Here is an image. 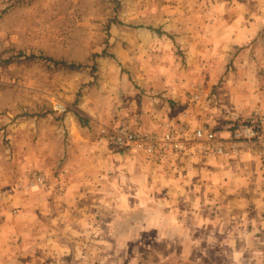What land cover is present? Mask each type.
<instances>
[{"label": "rangeland", "instance_id": "rangeland-1", "mask_svg": "<svg viewBox=\"0 0 264 264\" xmlns=\"http://www.w3.org/2000/svg\"><path fill=\"white\" fill-rule=\"evenodd\" d=\"M240 1L0 0V264H264V185L222 209V175H208L252 156L264 179L251 149H192L191 166L109 142L120 124L228 136L234 88L264 96V48L232 52L213 34Z\"/></svg>", "mask_w": 264, "mask_h": 264}, {"label": "built area", "instance_id": "built-area-1", "mask_svg": "<svg viewBox=\"0 0 264 264\" xmlns=\"http://www.w3.org/2000/svg\"><path fill=\"white\" fill-rule=\"evenodd\" d=\"M198 97L196 95L194 100ZM226 116L223 127L227 137L220 136L208 124L191 129L182 123L169 127L162 134H141L120 124L111 130L109 142L120 153L141 151L155 159H161L167 150H173L177 155H189L192 149H198L205 157H230L251 149L264 165V113L254 111L248 119H242L241 115L228 111ZM37 181L42 183L43 179L38 177Z\"/></svg>", "mask_w": 264, "mask_h": 264}, {"label": "crops", "instance_id": "crops-1", "mask_svg": "<svg viewBox=\"0 0 264 264\" xmlns=\"http://www.w3.org/2000/svg\"><path fill=\"white\" fill-rule=\"evenodd\" d=\"M240 3H242L243 5V7L239 5V9L242 10V13L236 15L233 20H231L226 29H220L219 31L214 32L213 34L214 36H216L217 33H220V38L217 39V42H220L221 47H223L224 49L233 52L235 49H237L238 51L244 48L243 52H241L243 54L247 52L246 50L256 52V50L264 48V42H262L260 39L257 40L259 35H261V30H264L263 16L260 14L261 3L259 2V0H244L240 1ZM258 9L260 11H258ZM215 30L216 29H214V31ZM207 31L209 32L210 29H207ZM207 41L209 42V38ZM237 51L233 53V56L238 53ZM237 87L240 88L239 85ZM237 87L234 88L236 94L234 95L233 93L231 97H228V102H231L229 104L230 106H234V109L226 108V113L227 111L234 112L240 115H249V113L254 111H260L264 113V96L261 95L262 93L248 98L246 94H242L240 90L237 89ZM249 99L252 101L249 102ZM73 125L76 124L73 123ZM67 126L68 128L72 129V126L69 123ZM198 157L194 155H189L187 156V158L183 157V159L186 161H190V163H188L187 165L190 164L191 166H193L191 162H197ZM216 159L218 158L207 159L208 162H211L210 166L212 168L213 163H216L214 162V160ZM217 162L220 164L222 171L219 172L216 170L215 172H209L208 175H211L212 178L216 174L222 175V199L221 201H219L221 203L222 209L225 207H230L231 194L249 193L250 195H252V198L255 199L254 202L258 201V189L256 186L261 187L262 185H264V179L261 178L262 173L259 168L260 165L256 159H254L252 156H245L243 158L233 159L219 158ZM66 167L67 168L65 170L69 172V163H67ZM235 180L239 184V187L234 186L233 183ZM213 187L214 188L211 190V192L207 190V194L213 195V197L216 198V194L219 191L214 183ZM190 190L191 192L193 191L192 188ZM197 190L198 189H196V192ZM207 203L209 204L210 202L207 201Z\"/></svg>", "mask_w": 264, "mask_h": 264}, {"label": "trees", "instance_id": "trees-1", "mask_svg": "<svg viewBox=\"0 0 264 264\" xmlns=\"http://www.w3.org/2000/svg\"><path fill=\"white\" fill-rule=\"evenodd\" d=\"M156 32L159 33V31H156ZM64 65L66 66V63H64ZM79 66L80 65H68V68L74 69V68H77ZM76 116L78 117L79 123L82 127L87 126V123H86L84 117L80 113H77Z\"/></svg>", "mask_w": 264, "mask_h": 264}]
</instances>
